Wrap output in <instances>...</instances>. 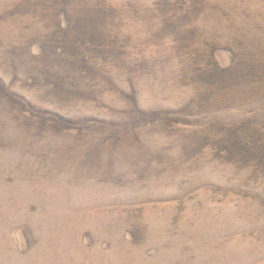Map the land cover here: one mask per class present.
<instances>
[{
	"label": "rangeland",
	"instance_id": "1",
	"mask_svg": "<svg viewBox=\"0 0 264 264\" xmlns=\"http://www.w3.org/2000/svg\"><path fill=\"white\" fill-rule=\"evenodd\" d=\"M249 75L264 0H0V264H264Z\"/></svg>",
	"mask_w": 264,
	"mask_h": 264
},
{
	"label": "trees",
	"instance_id": "2",
	"mask_svg": "<svg viewBox=\"0 0 264 264\" xmlns=\"http://www.w3.org/2000/svg\"><path fill=\"white\" fill-rule=\"evenodd\" d=\"M248 78L244 82L248 83L249 86H245V84H241V82L239 84L237 83L238 86L235 90V94L237 95V97H241V94L245 92H250V93H253L251 94L252 96H256V98L254 99L260 101L261 94L264 93L263 92L264 91V76L262 75H257V76L251 75L250 76L249 75ZM232 89H235V88H232Z\"/></svg>",
	"mask_w": 264,
	"mask_h": 264
}]
</instances>
